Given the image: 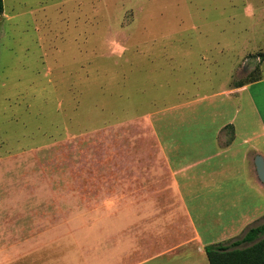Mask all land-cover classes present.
Here are the masks:
<instances>
[{"label":"rangeland","instance_id":"obj_1","mask_svg":"<svg viewBox=\"0 0 264 264\" xmlns=\"http://www.w3.org/2000/svg\"><path fill=\"white\" fill-rule=\"evenodd\" d=\"M3 1L1 264L18 250L19 264H113L129 201L162 164L166 117L195 109L212 126L213 96L238 82L255 81L235 119L264 154V0ZM225 157L196 185L216 200L198 219L216 238L246 216L264 223V188Z\"/></svg>","mask_w":264,"mask_h":264},{"label":"crops","instance_id":"obj_2","mask_svg":"<svg viewBox=\"0 0 264 264\" xmlns=\"http://www.w3.org/2000/svg\"><path fill=\"white\" fill-rule=\"evenodd\" d=\"M254 82L232 86L213 96L211 104L216 115L212 126L208 125L207 113L199 115L195 109L192 113L179 112L176 116L166 117L160 138L162 164L156 167L159 169L155 170L158 174L144 177L141 183H145V189L135 190L134 198L129 201V234L127 241H120L124 254L114 257L113 264H210L206 245L236 240L241 238L238 236L243 229L248 230L254 226L257 218L252 220L246 216L242 229L223 232L220 238L212 236V226L205 228L199 224L198 219L216 215V209L213 208L216 200L212 199L210 191L202 193L196 188L200 183L205 187L209 185L215 171L206 162L220 152L226 154L222 165L233 176L246 174L253 187L264 188L258 179L255 165L256 155L260 154L264 158V154L257 145L249 143L253 134L243 133L235 119L242 107L241 97L236 95L248 91ZM215 96L223 99H214ZM232 99H235L234 106L230 104ZM191 104L182 103L180 107L189 108ZM225 105L227 108L229 105L232 112L227 110L225 113ZM193 124L200 128L191 129ZM201 165L204 166L199 168ZM196 167L198 169L193 170ZM148 185L153 186L148 188ZM9 254V251L0 250V264L8 261ZM23 256V251L19 255L18 250L17 264Z\"/></svg>","mask_w":264,"mask_h":264},{"label":"trees","instance_id":"obj_3","mask_svg":"<svg viewBox=\"0 0 264 264\" xmlns=\"http://www.w3.org/2000/svg\"><path fill=\"white\" fill-rule=\"evenodd\" d=\"M3 12L4 1L0 0V17ZM243 84L238 82V86ZM205 251L210 264H264V223L251 226L236 240L208 244Z\"/></svg>","mask_w":264,"mask_h":264},{"label":"water","instance_id":"obj_4","mask_svg":"<svg viewBox=\"0 0 264 264\" xmlns=\"http://www.w3.org/2000/svg\"><path fill=\"white\" fill-rule=\"evenodd\" d=\"M256 173L261 182L264 183V158L262 155L258 154L255 158Z\"/></svg>","mask_w":264,"mask_h":264}]
</instances>
